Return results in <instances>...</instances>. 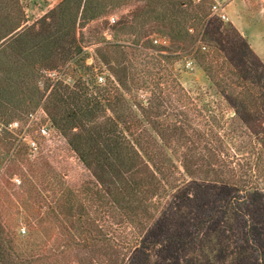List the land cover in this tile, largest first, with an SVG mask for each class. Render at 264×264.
<instances>
[{"label":"trees","instance_id":"obj_1","mask_svg":"<svg viewBox=\"0 0 264 264\" xmlns=\"http://www.w3.org/2000/svg\"><path fill=\"white\" fill-rule=\"evenodd\" d=\"M214 4L63 0L28 25L19 0H0V121L42 106L97 187L68 185L49 159L22 157L32 150L17 142L22 129L3 130L0 149L15 148L0 176V264H264V65ZM117 14L110 27L125 40L100 55L104 85L46 77L81 55L78 23ZM192 51L221 96L219 116L178 93L173 65Z\"/></svg>","mask_w":264,"mask_h":264},{"label":"rangeland","instance_id":"obj_2","mask_svg":"<svg viewBox=\"0 0 264 264\" xmlns=\"http://www.w3.org/2000/svg\"><path fill=\"white\" fill-rule=\"evenodd\" d=\"M62 1L63 0H19L22 11L28 21V25H32L34 22L39 21ZM214 2V6H216L217 9H212V15L220 17V19L227 24L231 23L239 33L246 38L264 65V0H214ZM119 18L120 14H117L106 16L100 20L91 21L85 26H81L78 23L76 34L83 45L81 55L72 58L58 68L47 71L46 77L50 78L52 83L62 81V83L71 87L76 83L81 84L83 82L89 85L90 88L93 87V83L104 85L106 77L111 76V74L108 71L107 65L102 63L100 55L104 52H111L112 48L110 49L108 47V42L117 43L125 40L124 36L121 37L110 27V24L115 23L112 20L114 19V21H116ZM150 38L153 39V42L156 38L162 39L163 44H160V46L168 47L170 45L169 39L162 35L155 33ZM154 44L159 45L156 43ZM193 51L192 54H188L187 52L179 53L180 56L173 65L178 78L176 80L178 84H180V89H182V92L177 89L180 91L178 93L188 94L195 100L194 102L198 108H203L204 110L212 109L219 116L218 111L224 107L223 103L220 102L221 96L204 71L194 62ZM149 53L151 55V52ZM175 84L177 83H174V85ZM138 93L140 99L147 100L150 98L149 90L141 89ZM32 110H34L33 107ZM230 115H233V112L230 113ZM20 116H18V120H20L18 126L14 129H8H22L17 142H26L32 149L29 150L28 153L26 152L28 155L26 154L22 157L26 158L27 156L30 160H33V157H37L35 160L39 162L42 161V158L43 161L44 159H49V163L55 167L59 173L65 175V182L78 190L86 192V187L88 186L91 187L92 191L97 188L94 185L96 184V179L93 174L83 165L77 154L70 147V136L53 127L51 121L42 109V106L35 108L33 114L26 118ZM191 117L192 116H190V118ZM27 118L30 119L28 124L25 125L24 121ZM43 126L48 128V133L46 135L40 133V128ZM5 127L9 126L0 121V135H2L3 130H8ZM27 131H29V134L32 135L36 143L29 140ZM10 141L13 140L11 138H6L7 143H10ZM2 142H5V140ZM14 148L15 146L9 154L0 149V176L3 175L4 177H8L7 168L8 166L11 168L13 167L14 163H10V160L13 157L12 152ZM38 165L40 166L41 163H38ZM26 169L27 167L24 168V170ZM11 181L16 184L15 190H12L13 196H11L13 200L17 201L14 197L20 194L22 190L21 176L16 174ZM173 198V191L167 193L164 199V206L168 205ZM45 201H50V199L37 202V207L46 205ZM44 212L45 210H41L36 219L44 217L42 215ZM19 219L23 225L20 226L17 234L24 235L25 227L22 216H19ZM45 221L47 222L48 220Z\"/></svg>","mask_w":264,"mask_h":264},{"label":"built area","instance_id":"obj_3","mask_svg":"<svg viewBox=\"0 0 264 264\" xmlns=\"http://www.w3.org/2000/svg\"><path fill=\"white\" fill-rule=\"evenodd\" d=\"M217 9V7L216 6H214V8H213V10H216ZM113 22H115L114 21V19L112 20ZM154 43H156V44H163V41H162V39H158V38H156L155 40H154ZM18 122H13V123H11V124H9L8 126L9 127H5V128H9V129H14V128H16L17 126H18ZM8 129V130H9ZM40 133L42 134V135H46L47 133H48V128L47 127H41L40 128Z\"/></svg>","mask_w":264,"mask_h":264}]
</instances>
